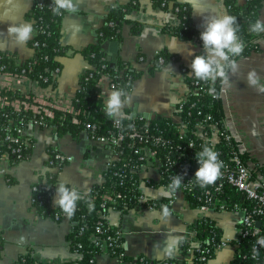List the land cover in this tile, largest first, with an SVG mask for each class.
I'll use <instances>...</instances> for the list:
<instances>
[{
  "label": "crops",
  "instance_id": "1",
  "mask_svg": "<svg viewBox=\"0 0 264 264\" xmlns=\"http://www.w3.org/2000/svg\"><path fill=\"white\" fill-rule=\"evenodd\" d=\"M34 1L0 0V51L7 52L18 66L35 54L29 44L36 35L30 17ZM178 1L191 7L193 22L200 32L204 17L229 15L225 0ZM128 2L75 0L76 11L65 12L62 18L61 42L69 47V51L59 58L62 69L56 85L43 86L37 80L22 76H1L0 85L33 95L34 110L39 106L50 107L51 102L60 109H72V101L81 87V76L89 67L82 49L98 41L112 6ZM239 3L243 5L246 0H239ZM259 20H264V2ZM20 23H29L33 27L32 37L24 45H17L8 33L10 26ZM179 23L180 18L174 11L156 6L152 0H138V7L127 15V21L122 25L120 39L105 43L108 57L117 56L139 72L128 91L131 102L124 108L133 118L175 119L176 106L187 98L191 87L183 67L191 68L193 57L203 51V47L196 37L183 39L166 29L167 25ZM135 26L139 31L134 30ZM258 45V50L236 59L239 71L230 76L231 87L221 85L220 90L224 118L238 148L246 156L264 163V93L246 83L248 73L255 70L264 84V38L258 40ZM163 50L178 57L161 67L168 69L170 65L172 70L164 72L153 66L156 54ZM100 86L104 103L106 94L114 88L108 79H103ZM27 134L32 140L28 156L17 163L0 161V264H79L82 254L72 247L73 222L67 217L56 219L40 213L32 202V187L48 180L53 171L48 166L49 153L57 148L67 158V162L55 170L57 186L63 181L69 187L89 192L104 180L112 156L111 147L95 143L86 131L76 136L71 132L59 134L53 127L31 125ZM139 178L140 189L148 200H161L167 205L168 198L161 192L166 186L155 164L143 167ZM147 178H151V184L145 180ZM168 207L172 211L169 223L159 218L161 206L110 208L106 222L121 231L123 253L127 259L122 262L119 256L101 252L93 264H144L138 260L140 257L181 259L185 256L181 245L175 255L163 253L165 236L176 235L182 241L198 240L196 226L204 216L221 228L222 239L228 242L206 264H230L235 259L242 231L240 212L210 210L203 213L184 193H178L173 205ZM187 257V264H193L191 256Z\"/></svg>",
  "mask_w": 264,
  "mask_h": 264
},
{
  "label": "trees",
  "instance_id": "2",
  "mask_svg": "<svg viewBox=\"0 0 264 264\" xmlns=\"http://www.w3.org/2000/svg\"><path fill=\"white\" fill-rule=\"evenodd\" d=\"M156 6H159L165 10H171L177 13L180 18V23L177 26L167 25L166 29L183 39L196 37L201 44L203 42L200 39V31L196 28L191 13V7L179 2L178 0H152ZM264 0H246L245 4H240L239 0H225V4L228 8V14L235 16L239 24V37L245 42V47L242 55L250 54L252 51L258 50V40L264 38V31L259 33H253L250 30V24L259 20L260 9L263 6ZM52 0H35L33 7L30 11V17L33 19L34 27L38 32L29 41L31 47H34L35 42L40 45L36 47L34 56L28 60L24 66H18L13 61L12 57L7 52L0 51V68L4 66V72L10 74L25 75L38 82L43 86L56 85L57 79H54L52 71L54 68L59 67L62 69V63L59 60L60 57L66 55L69 51V47L63 45L61 42L62 37V18L63 14L56 16L52 14L51 10ZM138 7V0H129L127 4H114L108 13L105 24L100 29L99 38L96 43H93L82 49L88 59L89 67L83 73L80 79L81 87L72 101V109H60L58 107H47L52 115L47 114L44 111V106H39L40 113H36L33 110L17 111L13 108L11 103L15 100L27 101L30 104H35L33 101V95H25L18 90H14L8 87L0 86V95L5 99L6 104L0 108V120L4 119L6 115L15 116L26 113L29 117L36 119H43L49 125L56 126V131L59 134L65 132H71L74 135H78L82 131H86L89 136L93 135V130L87 127V125H96L97 128L94 131L96 136H108L112 134H119L122 131L128 130L129 124L141 123L142 120L146 121L144 117H135L131 120H125L122 128H117L111 119L107 118L104 112V103L102 101V89L100 86V79L103 73H109L112 76V83L114 89L125 88L126 91H130L134 81L139 76V72L129 63L121 59L113 64L105 51V43L109 40L120 39V33L122 25L127 21V15L135 8ZM178 8V10H176ZM40 27L44 31L40 30ZM135 31H139L136 26ZM203 51H199L197 54H202ZM196 54V55H197ZM163 56L164 61L160 62L159 58ZM236 57L235 59H237ZM178 59L176 55L170 54L166 50L160 51L156 54L153 63L154 68H157V64L163 67L169 60ZM194 59V57H193ZM25 70V71H24ZM184 72L187 74V80L189 86L193 88L194 78L191 75V68L183 67ZM2 71V70H0ZM47 78V80H44ZM199 93L190 95L188 102L185 104L184 113L187 112L190 105L195 102L197 110L201 113H211L214 116V121L221 122L224 119L222 98L219 96L215 98L208 93V85L202 84L199 86ZM221 89V83L217 81L214 84V90L219 94ZM22 107V106H21ZM196 117L195 112L192 115V119ZM151 122L158 123L161 127L167 128L170 126L171 119L168 118H153ZM175 137V132L172 133ZM234 144V142H233ZM225 147V146H224ZM31 151V147L27 150V155ZM51 152V150H50ZM134 161L137 160L135 156ZM14 163H17L16 161ZM122 163V162H121ZM121 163H118L114 169L105 171L106 182L101 185L97 184L90 190L89 198L93 201L95 210L91 213L88 210L87 205L80 201L77 204L75 215L70 219L73 222V231L71 234L72 247L82 254V258L79 264H93L96 260V256L103 252L95 245L93 240V234H96L97 222L100 220V214L107 213L110 208L124 210V202H129V208L139 207L141 203L138 201L139 190L133 189L132 183L137 182L140 185L139 171L128 173L131 178H125L121 184V178H117L114 174V170L121 169ZM142 162L137 161V165L134 162L133 166L141 167ZM148 165V163L146 164ZM132 168H135L133 167ZM136 169V168H135ZM57 175L51 174L48 176L47 183L56 191L57 187ZM234 200L243 201L242 196L236 194L234 189L228 188ZM120 193L121 197L116 204L106 203L104 196L107 192ZM196 192V191H195ZM193 193H188V197L194 200ZM37 195H41L42 202L35 201L33 205L37 210L45 216L56 218L63 213L60 209H57L53 204L50 191L42 189L33 194L34 198ZM196 203V202H195ZM163 201H157V205L161 206ZM197 204V203H196ZM164 205V204H163ZM85 227L83 231L81 228ZM103 232L98 233L101 237H105L107 234L116 231L117 229L110 227L108 224L102 225ZM197 238L199 240L200 247L196 248L191 255L190 260L193 264H206L209 259L215 256L213 248L214 243H219L222 240V230L215 224L210 218L204 216L203 220L197 223ZM123 242V238H122ZM182 250L184 257L181 259L168 258L164 260H151L145 257H140L138 260L144 264H187L189 261L188 248L189 244L186 240L182 241ZM211 249L210 253H206L207 249ZM114 256H119L122 262H125L127 257L123 253L121 247L115 248V253H110ZM205 256V258H203ZM230 264H264V257L260 255L258 258H253L251 255V246L247 239L242 238L239 241L238 252L235 259Z\"/></svg>",
  "mask_w": 264,
  "mask_h": 264
},
{
  "label": "built area",
  "instance_id": "3",
  "mask_svg": "<svg viewBox=\"0 0 264 264\" xmlns=\"http://www.w3.org/2000/svg\"><path fill=\"white\" fill-rule=\"evenodd\" d=\"M134 2H136V0H134ZM176 10H178V8H176ZM40 30L44 31L42 27H40ZM37 32L38 30H36V33ZM39 45L38 42H35L33 47L34 50H36L35 48ZM159 61L163 62L164 57L161 56ZM24 65L25 64L21 66ZM0 70H2L0 71V77H28L4 72V66H1ZM60 71L61 69L59 67L53 69L52 75L54 79H57ZM103 79H108L110 86L113 87V83L111 82L112 76L109 73H103L99 83H101ZM44 80H47V78L44 77ZM192 84L193 88L189 89L187 98L176 106L177 117L170 121L169 127L163 128L158 123L151 122L150 119L145 118L147 119L146 121L142 120L141 123H134L133 128L122 131L119 134L96 136L94 131L97 126L89 124L87 127L93 130L91 138L95 143L111 147L112 156L107 163L106 171L114 169L118 163L122 162L121 169L113 171V174L117 178H121V184L124 182L125 178H131L132 175L128 176V173H133L137 170L139 171L138 173H140L141 169L147 166V163H152L158 167L160 177L165 186L170 183L175 175L182 176L183 184L178 193L188 195V193L194 191V201L203 213L210 210L240 212L242 228L240 240L244 238L249 241L253 258L256 259L260 255L264 257V247L256 243L259 239L264 238V163L256 161L248 155L246 156V153L241 152L225 118L222 119L221 122L214 121V116L211 113L203 114L201 111L197 110L195 102H193L189 109H186L187 112L184 113L185 104L188 102L189 96L198 94V87L202 86V84L206 85V83L196 79L193 80ZM49 85L52 86V84ZM207 85L208 93L215 98L221 97V90L218 94L214 90V85ZM5 104V99L0 95V108ZM11 105L17 111H21V109H31L36 113H40L39 108L33 109L35 104H30L27 101L15 100ZM49 105L50 107H56L54 102L49 103ZM44 111L52 115V112L45 106ZM194 112L196 117L192 119ZM31 125L53 127L56 130V126L49 125L43 119L29 117L26 113L18 115L17 117L6 115L4 119L0 120V161L6 160L10 163H14L15 161L19 162L26 158L27 150L32 146V140L27 134V130ZM117 128L119 129L122 127ZM173 132H175V137L172 135ZM209 140L213 142L215 150L219 153V159L222 161L223 166L220 176L214 184L207 187H200L193 181L195 172L199 167L196 160V152L201 151L205 141ZM133 156L137 158L136 161H134ZM137 161L142 162L141 167L133 166L134 162L137 165ZM66 162L67 158L65 154L59 149L53 148L49 153L48 166L53 170L51 174H55V170L59 169ZM132 166L136 169L132 168ZM145 180L149 184L152 183L151 178ZM47 181L33 185V203L39 201L42 197L41 195H37V197L34 198L33 194L42 189L50 191L52 200L56 196V191L53 190ZM105 182L106 178L104 176V180L100 184L103 185ZM132 186V190H139L137 195L141 206H147L149 208L158 207L156 200L147 199L141 191L139 183L133 182ZM228 188L234 189L236 194L242 196L244 200H234ZM177 194L168 198V206L173 205ZM120 197L121 194L115 191L107 192L104 196L105 202L102 203V205L104 206L106 203L116 204L119 202ZM40 201L42 202V200ZM128 208L129 202L126 201L124 202V209ZM65 217L64 213H62L61 216L58 215L56 219ZM104 224H107L106 214L102 213L100 214V220L97 222V232L93 234V240L101 251L114 254L115 248L121 247L122 245L123 235L121 231L116 230L107 234L105 237H101L98 233L102 234V225ZM84 229L85 227H82L81 231ZM186 241L189 244L187 253L191 256L194 250L200 247V244L198 240ZM227 245L228 242L222 239L218 244L214 243L212 249L216 252ZM254 248L257 250L255 254L253 251ZM210 251L211 249L208 248L206 253H210ZM203 258H205V256Z\"/></svg>",
  "mask_w": 264,
  "mask_h": 264
},
{
  "label": "clouds",
  "instance_id": "4",
  "mask_svg": "<svg viewBox=\"0 0 264 264\" xmlns=\"http://www.w3.org/2000/svg\"><path fill=\"white\" fill-rule=\"evenodd\" d=\"M52 14L60 16L63 13H73L76 11L75 0H52ZM203 31L200 33V39L203 42V53L194 56L191 61V75L194 79L206 84L214 85L217 81L222 86L231 87L230 76L239 71V64L236 57L242 55L245 42L239 37V24L237 18L232 15H213L204 17L202 24ZM250 30L253 33L264 31V20H256L250 24ZM17 45H24L31 39L33 27L29 23H20L8 28ZM157 68L162 72L171 69ZM172 70V69H171ZM246 83L249 87L255 88L258 92L264 93V84L255 70L248 73ZM131 95L125 88L113 89L106 94L104 101V112L107 118L111 119L114 126L122 127L125 120H131L133 117L124 111L126 105L131 102ZM128 128H133L132 124ZM191 147V146H190ZM196 160L199 164L195 172V181L200 187H207L214 184L220 176L223 166L219 159V153L215 150L212 141H205L202 150L196 152ZM183 177L175 175L170 183L161 189L165 198H171L176 195L183 184ZM90 193L87 190H80L77 187H69L61 181L56 187V196L54 205L60 209L64 215L71 219L76 212L77 204L83 201L89 212L95 210L93 201L89 198ZM159 218L164 223H169L172 218V211L167 205H161ZM182 238L176 235H166L163 240V253L168 256L175 255L179 251ZM257 244L264 247V238L256 241ZM254 254L257 250L253 249Z\"/></svg>",
  "mask_w": 264,
  "mask_h": 264
},
{
  "label": "water",
  "instance_id": "5",
  "mask_svg": "<svg viewBox=\"0 0 264 264\" xmlns=\"http://www.w3.org/2000/svg\"><path fill=\"white\" fill-rule=\"evenodd\" d=\"M109 60H111L114 64L117 61V56H111V57H109Z\"/></svg>",
  "mask_w": 264,
  "mask_h": 264
}]
</instances>
